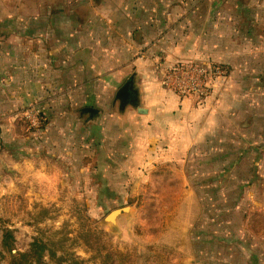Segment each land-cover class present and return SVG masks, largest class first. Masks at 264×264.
<instances>
[{
	"label": "rangeland",
	"instance_id": "obj_1",
	"mask_svg": "<svg viewBox=\"0 0 264 264\" xmlns=\"http://www.w3.org/2000/svg\"><path fill=\"white\" fill-rule=\"evenodd\" d=\"M116 1L208 17L179 58L227 77L183 105L150 88L165 107L123 106L112 73L34 101L12 81L35 74V41L0 36L1 56L26 48L0 67V264H264V0ZM44 30L0 21V34ZM134 60L148 66L119 62Z\"/></svg>",
	"mask_w": 264,
	"mask_h": 264
},
{
	"label": "crops",
	"instance_id": "obj_2",
	"mask_svg": "<svg viewBox=\"0 0 264 264\" xmlns=\"http://www.w3.org/2000/svg\"><path fill=\"white\" fill-rule=\"evenodd\" d=\"M169 6L170 3H112L111 0H0L2 23L25 22L36 28L45 27L44 31L30 33V37L20 36L18 32L0 34L8 39L35 41L29 65L35 66L36 72L33 74L30 67V77L15 79L13 86L31 87L30 98L35 101L44 97L42 87L83 90L91 84L95 87L99 77L108 80L103 73H112L116 87H125L130 82L136 95L134 102L140 100L145 107L155 104L165 107L158 96L159 89L164 87L155 76L152 63L148 58L140 59V55L158 56L170 65L181 63L179 57L189 59L190 44L206 34L202 24L208 18L190 14L178 16L176 11H164ZM119 29L126 32L123 40ZM16 46L20 53L26 49L21 44ZM6 47L11 48L9 44ZM12 49L0 55V67L17 61L19 68L23 63L26 57ZM122 52L132 56L137 53L138 61L148 68L139 66L133 70L138 66L135 60L130 66L121 67ZM42 69L44 76L40 75ZM2 71L7 72L6 69ZM150 88L158 92L157 97L149 96ZM175 96L174 103L183 105L191 100ZM139 106H135L138 112Z\"/></svg>",
	"mask_w": 264,
	"mask_h": 264
},
{
	"label": "built area",
	"instance_id": "obj_3",
	"mask_svg": "<svg viewBox=\"0 0 264 264\" xmlns=\"http://www.w3.org/2000/svg\"><path fill=\"white\" fill-rule=\"evenodd\" d=\"M162 87L181 99L206 101L212 97L216 84L227 77V70L217 64L189 63L170 65L158 56H145Z\"/></svg>",
	"mask_w": 264,
	"mask_h": 264
},
{
	"label": "flooded vegetation",
	"instance_id": "obj_4",
	"mask_svg": "<svg viewBox=\"0 0 264 264\" xmlns=\"http://www.w3.org/2000/svg\"><path fill=\"white\" fill-rule=\"evenodd\" d=\"M116 98L122 102L123 106L134 103V101L136 100V95L130 85V82L128 83V85L122 87L118 91Z\"/></svg>",
	"mask_w": 264,
	"mask_h": 264
},
{
	"label": "water",
	"instance_id": "obj_5",
	"mask_svg": "<svg viewBox=\"0 0 264 264\" xmlns=\"http://www.w3.org/2000/svg\"><path fill=\"white\" fill-rule=\"evenodd\" d=\"M84 113H89L91 117H95L96 115H99V111L97 109L94 108H85ZM142 109L139 111L140 113H142ZM144 113H147V111H143ZM129 208H124V209H120V210H116L114 212H112L110 214V216L107 218V221L110 223H114L116 218H118L119 216H121L123 213H128Z\"/></svg>",
	"mask_w": 264,
	"mask_h": 264
},
{
	"label": "trees",
	"instance_id": "obj_6",
	"mask_svg": "<svg viewBox=\"0 0 264 264\" xmlns=\"http://www.w3.org/2000/svg\"><path fill=\"white\" fill-rule=\"evenodd\" d=\"M190 62H188V63H178V64H175L174 66H176V65H185V64H189ZM192 63V62H191ZM196 64H199V63H196ZM219 66H221V67H223V68H225L224 66H222V65H219ZM226 78V77H225ZM224 78V79H225ZM221 80H223V79H221Z\"/></svg>",
	"mask_w": 264,
	"mask_h": 264
}]
</instances>
